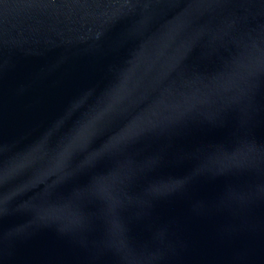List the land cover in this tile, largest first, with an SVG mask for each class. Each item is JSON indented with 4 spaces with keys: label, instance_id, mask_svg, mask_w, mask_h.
Returning <instances> with one entry per match:
<instances>
[{
    "label": "water",
    "instance_id": "water-1",
    "mask_svg": "<svg viewBox=\"0 0 264 264\" xmlns=\"http://www.w3.org/2000/svg\"><path fill=\"white\" fill-rule=\"evenodd\" d=\"M0 216V264H264V0H0Z\"/></svg>",
    "mask_w": 264,
    "mask_h": 264
},
{
    "label": "snow or ice",
    "instance_id": "snow-or-ice-1",
    "mask_svg": "<svg viewBox=\"0 0 264 264\" xmlns=\"http://www.w3.org/2000/svg\"><path fill=\"white\" fill-rule=\"evenodd\" d=\"M89 129L85 128L75 133V138L78 140H88ZM131 179V178H129ZM186 172L182 169H167L161 168L160 175L156 177L152 184V192L157 194L165 189H180L186 185ZM113 228L118 230L127 242V228L119 219L116 211L113 212ZM2 220V216H0Z\"/></svg>",
    "mask_w": 264,
    "mask_h": 264
}]
</instances>
